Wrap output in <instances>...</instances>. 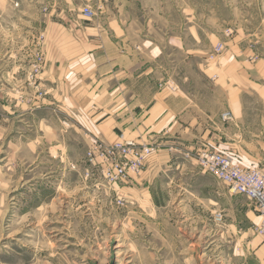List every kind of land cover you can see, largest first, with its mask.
<instances>
[{
	"label": "rangeland",
	"instance_id": "obj_1",
	"mask_svg": "<svg viewBox=\"0 0 264 264\" xmlns=\"http://www.w3.org/2000/svg\"><path fill=\"white\" fill-rule=\"evenodd\" d=\"M121 19L182 39L205 23L209 35L255 41L264 0H0V264H264L258 225L251 236L218 231L206 185L230 186L197 161L208 151L246 169L234 157L186 150L157 157L147 172L150 156L139 177L110 187L87 164L92 143L79 138L58 92L39 85L46 29L49 37L53 26L70 33L77 21L110 28ZM218 46H208L214 62Z\"/></svg>",
	"mask_w": 264,
	"mask_h": 264
},
{
	"label": "crops",
	"instance_id": "obj_2",
	"mask_svg": "<svg viewBox=\"0 0 264 264\" xmlns=\"http://www.w3.org/2000/svg\"><path fill=\"white\" fill-rule=\"evenodd\" d=\"M197 27L182 39L127 19L110 28L77 21L70 33L53 26L55 35H44L47 69L39 85L61 93L58 101L88 145L112 144L123 133L158 148L147 172L160 166L157 157L171 160L186 150L225 153L246 169L264 170V25L255 41ZM218 45L223 54L214 62ZM176 61L186 69L177 73ZM225 113L231 121L222 120ZM206 187L213 188L212 215H222L218 231L254 235V204L215 183Z\"/></svg>",
	"mask_w": 264,
	"mask_h": 264
},
{
	"label": "built area",
	"instance_id": "obj_3",
	"mask_svg": "<svg viewBox=\"0 0 264 264\" xmlns=\"http://www.w3.org/2000/svg\"><path fill=\"white\" fill-rule=\"evenodd\" d=\"M82 13L88 19L95 16L90 6L84 7ZM221 52L220 45L216 53ZM40 59L43 60L42 57ZM231 117L230 113L223 116L224 119ZM155 148L152 145H140L122 133L112 144L94 141L87 151V164L92 170L98 171L110 187H117L131 183L142 174L146 161L155 152ZM197 161L208 173L230 186L232 193L255 203L260 217L257 231L264 236V173L255 169H243L220 153L202 151L197 156Z\"/></svg>",
	"mask_w": 264,
	"mask_h": 264
}]
</instances>
